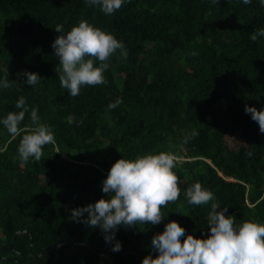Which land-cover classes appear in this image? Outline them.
Listing matches in <instances>:
<instances>
[{"label": "trees", "instance_id": "trees-1", "mask_svg": "<svg viewBox=\"0 0 264 264\" xmlns=\"http://www.w3.org/2000/svg\"><path fill=\"white\" fill-rule=\"evenodd\" d=\"M80 21L122 41L128 55L109 58L107 84L82 85L71 97L51 44L57 25L63 35ZM261 28L260 0H128L111 15L86 0H0V80L6 70L11 81L24 71L41 77L0 88V121L23 96L55 140L40 161L22 162L30 113L15 137L0 122V264H142L172 221L185 229L181 243L208 238L211 202L189 205L185 196L198 182L237 224H264V133L244 110L264 109V37L250 39ZM69 115L82 123L69 124ZM160 152L177 157L181 191L159 224L118 226L106 243L99 227L71 219L72 209L106 199L102 181L115 162Z\"/></svg>", "mask_w": 264, "mask_h": 264}, {"label": "clouds", "instance_id": "clouds-1", "mask_svg": "<svg viewBox=\"0 0 264 264\" xmlns=\"http://www.w3.org/2000/svg\"><path fill=\"white\" fill-rule=\"evenodd\" d=\"M127 2L86 0L89 6H97L105 15L113 14ZM214 2L217 3V0ZM242 2L248 5L252 0ZM260 3L264 6V0H260ZM54 29L60 33L51 44L59 58L60 67L56 72L61 87L67 89L71 97L80 95L82 85L107 84L104 73L110 67L109 58L117 51L121 59H127V49L122 41L86 21H80L63 35V25H57ZM258 37H264V28L253 32L250 39L255 42ZM96 62H99L98 66L94 67ZM8 75L6 70L4 79L0 80V88L9 89L13 85L19 88L20 84L35 86L41 79L37 73L27 71L17 73L16 81L9 80ZM122 102V98L118 97L107 107L114 109ZM15 107L19 111L7 113L0 122L7 133L15 137L23 131L19 125L30 113L33 130L31 134L23 135L18 155L22 162H28L30 158L40 161L43 146L55 143L50 126L41 123L37 109L29 108L25 97L21 96ZM244 110L258 123L260 132L264 133V109L257 110L246 105ZM66 119L69 124L82 123L76 121L73 115ZM196 135L197 132L193 130L183 143L187 144ZM246 155L251 157L253 153L249 151ZM176 162L177 157L167 152L138 156L134 161L119 159L102 181L101 191L106 199L72 209L71 219L89 228L99 227L106 243L114 240L118 226L138 228V225L149 222L152 225L159 224L165 216L161 208L180 197L178 177L173 172ZM185 196L189 205H208L211 202L208 238L199 239L188 235L181 243L180 237L184 236L185 229L175 221L169 222L162 234L152 237L151 246L157 255L145 256L142 264H264V224H237L234 215H226L228 208L220 207L214 194L202 188L199 182L187 189ZM111 250L119 252L120 242L115 241Z\"/></svg>", "mask_w": 264, "mask_h": 264}, {"label": "water", "instance_id": "water-1", "mask_svg": "<svg viewBox=\"0 0 264 264\" xmlns=\"http://www.w3.org/2000/svg\"><path fill=\"white\" fill-rule=\"evenodd\" d=\"M30 242H31V240H30Z\"/></svg>", "mask_w": 264, "mask_h": 264}]
</instances>
